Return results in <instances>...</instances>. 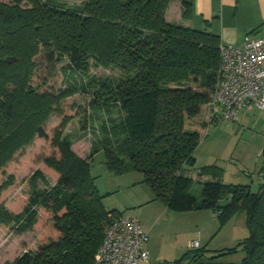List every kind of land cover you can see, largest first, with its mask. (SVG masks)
<instances>
[{"label": "trees", "instance_id": "obj_1", "mask_svg": "<svg viewBox=\"0 0 264 264\" xmlns=\"http://www.w3.org/2000/svg\"><path fill=\"white\" fill-rule=\"evenodd\" d=\"M170 1L87 0L80 9L45 0L0 1V171L36 138L48 139L50 115H64L41 159L53 184L38 188L49 175L37 168L27 180L21 213L0 203V226L22 234L36 227L42 209L54 234L35 251L4 264H93L111 218L121 216L104 208L91 176L92 157L100 150L110 172L140 173L152 200L169 211L209 210L221 223L244 211L250 235L238 244L245 254L238 264H264V168L253 193L249 186L224 184L215 165L204 166L196 178L200 198L191 193L193 178L187 172L203 129L219 122L202 118L201 111L215 89L221 40L193 27L191 0L181 1L179 22L169 23ZM64 57L70 70L83 75L97 67L124 74L116 82L90 78L84 85L83 91L93 90L92 107H116L120 114L102 124V140L88 159L75 155L68 138H61L69 120L61 105L75 89L56 94L42 89L44 76ZM86 120L84 115L77 121L85 127ZM11 183L8 178L0 184V196ZM197 256L190 263H201Z\"/></svg>", "mask_w": 264, "mask_h": 264}, {"label": "rangeland", "instance_id": "obj_2", "mask_svg": "<svg viewBox=\"0 0 264 264\" xmlns=\"http://www.w3.org/2000/svg\"><path fill=\"white\" fill-rule=\"evenodd\" d=\"M0 1L10 4L14 0ZM86 1L45 0L48 4L71 9H80ZM21 5L29 7L23 2ZM123 75L115 67L90 68L88 74L83 75L70 70L64 57L50 74L44 76L43 90L56 94L69 86L75 89L61 105L69 119L61 138H68L71 151L78 157L88 159L95 143L102 140V124L120 115L116 107L105 110L92 107L93 90L83 91L84 85L89 83L90 78L116 82ZM208 109L206 104L201 111L202 118L209 116ZM84 115L87 120L85 127H82L77 120ZM63 116L59 113L50 115L45 124L48 139L36 138L0 171V184L8 178L12 179L10 186L0 196V203L11 213H21L27 204V180L35 169H42L49 175L48 183L39 182L38 188L53 184V177L43 167L41 159L50 152L53 129L61 123ZM203 133L194 152L195 164L187 172L193 178L191 193L200 198L201 183L196 179L197 173L200 168L209 165L221 169L224 184L249 186L251 192L255 193L264 168V112L243 109L234 121L223 119L209 123ZM90 171L96 189L103 197L104 208L116 210L124 217L136 218L148 233L149 256L145 264H238L245 257L238 247L250 235L244 211L233 214L223 223L216 213L209 210L169 211L160 202L152 201L151 191L140 183V173L110 172L102 150L92 157ZM38 218L36 227L22 234L15 233L10 226H0V264L11 262L26 251H35L40 241L53 233L50 215L40 209ZM195 242L198 243L197 247L194 246ZM194 254H199L197 258L201 263H190Z\"/></svg>", "mask_w": 264, "mask_h": 264}, {"label": "built area", "instance_id": "obj_3", "mask_svg": "<svg viewBox=\"0 0 264 264\" xmlns=\"http://www.w3.org/2000/svg\"><path fill=\"white\" fill-rule=\"evenodd\" d=\"M219 55L217 81L207 104L210 118L234 121L243 109L264 112V37H246L241 45L221 43ZM148 241L136 218L113 217L93 264L146 263Z\"/></svg>", "mask_w": 264, "mask_h": 264}, {"label": "crops", "instance_id": "obj_4", "mask_svg": "<svg viewBox=\"0 0 264 264\" xmlns=\"http://www.w3.org/2000/svg\"><path fill=\"white\" fill-rule=\"evenodd\" d=\"M181 1H170L165 12L169 23L179 22L183 10ZM191 1L193 27L219 35L223 44L241 45L246 37H264V0Z\"/></svg>", "mask_w": 264, "mask_h": 264}]
</instances>
